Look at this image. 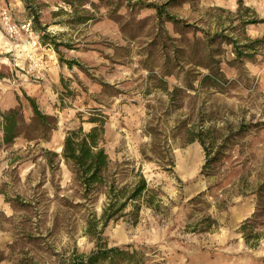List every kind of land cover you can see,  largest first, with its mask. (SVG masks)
Listing matches in <instances>:
<instances>
[{
  "label": "rangeland",
  "instance_id": "1",
  "mask_svg": "<svg viewBox=\"0 0 264 264\" xmlns=\"http://www.w3.org/2000/svg\"><path fill=\"white\" fill-rule=\"evenodd\" d=\"M4 7L30 31L9 39L0 15V113L20 106L29 123L30 97L56 128L0 140V264H64L99 245L129 251L113 264H264V0ZM95 125L109 174L147 180L136 217L128 206L103 225V193L85 198L58 159L67 131Z\"/></svg>",
  "mask_w": 264,
  "mask_h": 264
},
{
  "label": "trees",
  "instance_id": "2",
  "mask_svg": "<svg viewBox=\"0 0 264 264\" xmlns=\"http://www.w3.org/2000/svg\"><path fill=\"white\" fill-rule=\"evenodd\" d=\"M249 40V43L241 45L243 49L235 50L236 55L248 54L246 49H255L258 39ZM27 99L33 111L29 123L24 121L20 106L0 113L1 141L10 143L22 134L27 140L39 137L47 139L49 130L56 128V119L41 112L33 98L27 97ZM27 126H34L35 129L42 128V130L38 131V135H29L23 131L24 127L28 130ZM100 141L101 128L98 125L91 127L88 131H83L79 127L67 131L60 157L58 153L52 154L65 162L85 198L92 200L95 195L103 193L104 201L100 219L103 225H106L108 221L117 220L125 214L128 206H130V212L136 217L142 202L152 203V195L147 180L140 170L133 173L132 177L123 184L118 182V174H109L110 159ZM47 152L49 153V150ZM47 160L53 162L51 158ZM94 222V218L90 219L87 225H94ZM246 223L241 225V230L244 231ZM128 252L120 246L99 245L88 253L75 252L64 264H113L116 257L120 254L126 255Z\"/></svg>",
  "mask_w": 264,
  "mask_h": 264
},
{
  "label": "built area",
  "instance_id": "3",
  "mask_svg": "<svg viewBox=\"0 0 264 264\" xmlns=\"http://www.w3.org/2000/svg\"><path fill=\"white\" fill-rule=\"evenodd\" d=\"M0 15L4 26V31L9 39H17L24 32L30 31V22L28 21H24L22 23L14 22L11 19V14L7 7H4L0 11Z\"/></svg>",
  "mask_w": 264,
  "mask_h": 264
}]
</instances>
